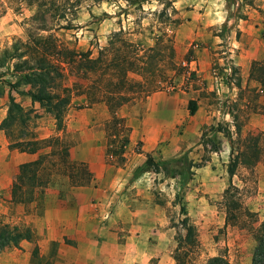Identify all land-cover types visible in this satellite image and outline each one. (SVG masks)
Listing matches in <instances>:
<instances>
[{"label": "rangeland", "instance_id": "obj_1", "mask_svg": "<svg viewBox=\"0 0 264 264\" xmlns=\"http://www.w3.org/2000/svg\"><path fill=\"white\" fill-rule=\"evenodd\" d=\"M29 32L51 34L60 45L90 51L91 57L110 40L111 48H120V39L131 42L143 57L159 42L166 48L156 65L171 82L115 109L130 128L125 162L116 166L114 159L105 160L104 124L111 108L89 103L85 90L92 77L77 69L78 57L63 64V83L72 88L63 131H56L51 114L19 93L24 86L10 87L18 80L13 60L0 66V122L10 96L31 109L27 136H63L71 142L65 158L85 163L93 177L79 185L85 177L69 178L63 157H55L53 168L45 164L44 186L35 199L15 202L11 186L19 152L8 149L0 129V222L32 233L31 241L1 250L0 264H76V230H107L111 264H174L172 224L183 217L179 203L197 231L199 260L221 254L231 264H251L252 229L264 220V155L233 175L227 167L240 138L264 131V97L249 78L252 61L264 57V0H0V52L27 41ZM190 100L196 104L193 113ZM146 154L166 163L172 176L144 171ZM128 160L135 162L130 166ZM138 160L142 163L135 165ZM102 163L111 170L107 195L94 189L104 183L95 177ZM138 175L141 187L129 190ZM228 186L238 188L247 211L241 220L248 227L224 225L220 202ZM79 214L84 220L76 221ZM99 249L95 257L101 256Z\"/></svg>", "mask_w": 264, "mask_h": 264}, {"label": "trees", "instance_id": "obj_2", "mask_svg": "<svg viewBox=\"0 0 264 264\" xmlns=\"http://www.w3.org/2000/svg\"><path fill=\"white\" fill-rule=\"evenodd\" d=\"M118 35L119 33H115L113 36ZM120 41V48H111L110 40L95 57H91L90 51L80 53L60 45L51 34L43 36L29 32L27 41L17 40L9 49L0 52V66L13 60L12 71L18 76V80L10 84V87L19 91L18 87L24 86L26 89L20 90L19 93L27 97L30 104H38L41 109L51 114L56 131L64 129V113L70 103L72 89L63 83L65 76L63 64L71 63L78 57L77 69L82 71L84 76L92 77L85 90L89 103L103 102L111 108L110 118L104 124L105 160L113 162L114 159L116 166H121L125 162L124 154L130 144V128L124 118L116 114L115 109L135 99H144L151 93L164 89L171 82L164 72L162 74L161 67L156 65V57L164 53L161 50L166 48L165 45L156 42L150 53L143 57L131 48V42L124 39ZM169 54L172 55V51ZM172 67L175 65L172 64ZM130 73L139 76L140 80L129 77ZM159 75L161 78L155 79ZM249 78L258 85V96L264 97V57L252 61ZM195 109V101L190 100V113ZM30 113L31 109H25L9 96L6 116L0 122V129L9 140V150L32 155L48 149L47 152L38 154L36 159L18 165V175L11 186L12 199L21 203L32 202L36 197L37 188L44 186L42 178L47 174L45 164L53 168L56 164L55 157L58 160L63 157L60 161L69 178L73 174H79V178L85 177L81 178L84 180L79 185L93 180L92 173L85 163L68 161L65 158L71 142L63 136L55 134L38 139L24 133ZM15 130L18 132L16 135ZM263 155L264 131L240 138L236 148L232 149L227 167L228 174L233 175L238 167L250 169L254 161ZM143 169L172 176L167 164L158 162L150 154L145 155ZM220 203L225 226L248 227V224L241 220L247 211L239 197L237 187L228 186L223 191ZM179 205L183 217L172 224V227L176 228L175 247L172 251L174 264H231L227 257L221 254L199 260L200 244L197 231L187 216L184 203ZM252 230L255 246L251 264H264V220ZM31 239L32 233L29 228L0 222V251L7 247H16L20 240Z\"/></svg>", "mask_w": 264, "mask_h": 264}, {"label": "crops", "instance_id": "obj_3", "mask_svg": "<svg viewBox=\"0 0 264 264\" xmlns=\"http://www.w3.org/2000/svg\"><path fill=\"white\" fill-rule=\"evenodd\" d=\"M18 159L19 161L17 162V165H19L20 163L26 162L28 160H30V154L27 153H23V152H19L18 153ZM142 160H138L137 163L135 165H140L142 162ZM135 160L130 162V160H128V164H130V166L132 164H134ZM110 167V166H109ZM108 166H106L104 163H102L100 165V167L98 169L95 170V177L97 180H100L101 182L104 181L103 184H97L96 187L94 188L95 190L98 191V193H100L101 195H104L107 193L109 194V186L111 185V183H109L107 186L106 184L110 181H112V179L110 180V176H111V170ZM134 181H132L131 186L128 188L129 190H138L140 186V183L142 181V177H140L139 175L137 177H135L133 179ZM127 190V191H129ZM118 193L116 196L119 197ZM124 194V193H123ZM122 194V196H123ZM126 195V194H125ZM133 195H130V199L133 200L134 204H138L139 201L136 197H132ZM136 196V195H134ZM96 214L94 215V218H96ZM84 220V217H80V214L77 216V220L76 221H82ZM79 223V222H78ZM78 229V228H76ZM76 235L74 236L76 239L75 243L73 244V246L76 249V256L74 259V262L76 264H111L112 259H113V253L109 244V236L110 233L107 230H104L103 232L101 231H96V230H92V231H84V230H76L75 231ZM96 247H99V251L101 253L100 257H95L94 256V251L96 249ZM92 249V250H91Z\"/></svg>", "mask_w": 264, "mask_h": 264}]
</instances>
